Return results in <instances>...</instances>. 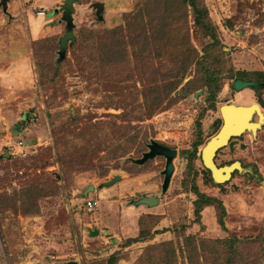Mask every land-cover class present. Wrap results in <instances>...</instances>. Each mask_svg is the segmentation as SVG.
I'll return each instance as SVG.
<instances>
[{
    "label": "rangeland",
    "instance_id": "rangeland-1",
    "mask_svg": "<svg viewBox=\"0 0 264 264\" xmlns=\"http://www.w3.org/2000/svg\"><path fill=\"white\" fill-rule=\"evenodd\" d=\"M13 1L9 11L0 4V37L11 35L0 43V196L19 192L15 197L26 196L31 211L23 214L17 202L15 212L5 199L0 264H107L113 254L117 264H138L147 247L165 242L174 244L176 264H190L189 236L237 237L242 258L264 264V120L261 124L254 114L250 121L260 123L256 132L247 130L218 151L216 164L232 169L230 180L218 183L205 174L201 157L222 127V106L258 105L264 113V0H201L215 37L202 33L193 9L182 0L175 5L76 0V41L68 43L64 58L59 54V40L68 31L64 0L53 9L40 8L41 0ZM97 2L104 5L101 17ZM52 15L58 18L50 22ZM168 21L173 31L166 41L148 38L153 27ZM32 25L44 27L35 41ZM119 28L120 34H111ZM214 39L218 50L209 46ZM190 46L204 65L212 66L217 87L207 84L205 70L192 65L181 71L178 80L183 79L169 96L161 94L160 108L152 110L169 72L179 66L176 59L187 56ZM118 58L122 61L112 65ZM240 74L261 79L262 87L235 90ZM197 140L201 145L192 166L183 151L193 150ZM155 144L177 151L167 185L164 156L142 162ZM117 175L120 181L102 187ZM90 185L95 191L86 195ZM194 188L222 202L226 229L214 206L195 212ZM144 195L157 196L159 204L135 206ZM90 196L99 199L93 212L83 205ZM144 216L153 238L128 243L139 236ZM218 250L216 264H228L229 254ZM211 256L215 259L212 254L200 261L213 264Z\"/></svg>",
    "mask_w": 264,
    "mask_h": 264
},
{
    "label": "trees",
    "instance_id": "trees-1",
    "mask_svg": "<svg viewBox=\"0 0 264 264\" xmlns=\"http://www.w3.org/2000/svg\"><path fill=\"white\" fill-rule=\"evenodd\" d=\"M165 1L166 2L170 1L171 3L175 5L177 0H165ZM182 2L185 5L187 4L189 7L193 9V12L195 13V17H196L195 18L196 25L203 30L202 33L204 35H212L213 37H215V35L212 34L214 33V30H213L214 27L208 16V10L203 4V2H201V0H182ZM168 16L169 15H167V18ZM170 31H173V30L171 29V24L169 23V21L167 23L163 22L161 26L159 25L151 29L150 37L148 38H152L157 43L160 44L162 41L164 42L170 37V35L172 34V32ZM121 32H122V28H119V29L113 30L111 34L116 35V34H120ZM116 41H118L117 42L118 44H121L119 43L120 40H116ZM209 46L211 47V49L217 48L218 40L214 39L213 42L210 43ZM112 47H114V44L109 45L108 49ZM147 48H148V45H147ZM106 50L102 53L103 57L106 56ZM216 50H218V48ZM205 51H207V49H205ZM159 53L162 54L161 48L159 50ZM205 53H208V52H205ZM201 59L199 56V51L195 49L193 46H190V48L188 49L187 56L182 55L176 59L177 66L178 65L179 66L177 67V70L175 73L172 74V72H169V76H167L166 79L170 81L165 84L163 92L159 93V95L155 97V100L158 102H156L152 110L160 108L161 94H164L165 96H169L176 89L178 84L183 79L182 77V79L178 80V77H181V71L185 69L187 71V69L190 68L192 65H196V68L199 67L205 70L207 84L212 85L213 89H214V86L217 87V84H216L217 78H215L214 76L215 73H214V70L212 69V66L204 65V62H202ZM120 61H122L120 58H118L117 60H113L112 65H116ZM105 63L108 64L109 61H105ZM239 78H242L244 80L250 79V78L246 79L242 77L241 74ZM252 81L260 83V84L262 83L261 79H252ZM216 95H217L216 90H213V93H212L213 100L215 99ZM199 145H201V141L197 140L194 142L193 150L183 151V153L190 159L191 161L190 165L192 166L194 164V159L198 157V146ZM206 169H205V174L210 172V170L208 169L206 170ZM210 181H213V180L210 178ZM193 190L197 194V200L195 201V206H196L195 212L200 214L204 207L214 206L217 210L219 225L221 226L222 229H226V226H225L226 210L222 202L216 198H212V197L206 196L205 194L200 193L197 188H194ZM15 194L18 196L19 192H16ZM16 195H13L11 197L7 195L0 196V209L1 207L2 208L5 207L7 200H8L10 202V205H13L9 209L14 210L16 212L17 202H20L21 208H18V209H20L23 214L30 213L31 209L29 208L27 209L25 206L26 204L24 203L26 196H23L20 200H18L17 197H15ZM5 199H6V203H4ZM144 219H145V216L144 218L141 217L139 220V224H140L139 236L137 238L129 240L128 243H136V242L145 241V240L153 238L152 237L153 232H151V230H147V228L144 226ZM155 233L157 234L158 232H155ZM185 243H186V249H187V258L190 264H205V262H201L200 260L202 259L204 261V259H206L208 255H212V254H214L215 256V259L214 257L211 256L212 259L214 260L213 264H216L215 261L219 258L221 254L218 250V247L222 249L223 253L225 252V255L229 254L230 259L227 258L226 256V261H225L226 263L228 264L229 263L230 264H250L249 258H242V253L239 251L240 239L237 237L220 239V240H208V239L199 240L197 238H192L191 236H189L185 239ZM212 248H215L214 252L212 250H209ZM207 250H209V252ZM176 258H177V250L174 247V244L172 242H165V243H161L158 245H152V246L147 247L144 253L142 254L141 258L139 259L138 264H176V261H177ZM234 259H235V262H234ZM118 262H119L118 255L113 254L108 259L107 264H117Z\"/></svg>",
    "mask_w": 264,
    "mask_h": 264
},
{
    "label": "water",
    "instance_id": "water-1",
    "mask_svg": "<svg viewBox=\"0 0 264 264\" xmlns=\"http://www.w3.org/2000/svg\"><path fill=\"white\" fill-rule=\"evenodd\" d=\"M8 0H1V5L6 7ZM76 0H64V4L62 5L63 12V21L67 24V33L62 36L59 40L60 44V57L64 58L66 55V51L68 48V43L75 42L76 36L73 32L74 29V20L73 14L75 13V4ZM94 8L97 9V15L100 16L101 11L104 9V5L102 3H95ZM101 17V16H100ZM235 90H243L249 87L260 88L262 84L254 82V81H245L241 78H237L233 83ZM256 108V111H252ZM221 116L223 119V125L216 136L205 146L202 152V161L205 167L210 170L213 179L218 182H226L231 178V168H222L219 167L215 158L218 151L221 148L227 146L232 138L241 136L247 130H255V125L258 123L251 122V118L254 114H258L260 118H262L263 114L261 110L257 107V105H252L250 107L244 106H235V105H224L220 108ZM219 144V145H218ZM155 156H164L167 159V166L165 170V184L167 185L173 175L175 170V166L173 163V159L177 156V151L164 147L159 144H155L151 147V152L147 153L142 160V162L152 159ZM224 171V173H222ZM222 178V179H221ZM121 180V176L117 175L108 182H104L102 187H110L116 184ZM90 191H95V186L90 185L86 190V195ZM159 203L158 199L155 196H144L138 201H135L134 204L136 206L146 205L149 207H153ZM97 234V232H96Z\"/></svg>",
    "mask_w": 264,
    "mask_h": 264
},
{
    "label": "crops",
    "instance_id": "crops-1",
    "mask_svg": "<svg viewBox=\"0 0 264 264\" xmlns=\"http://www.w3.org/2000/svg\"><path fill=\"white\" fill-rule=\"evenodd\" d=\"M38 1H40V0H38ZM15 2L13 1V0H8V2H7V6L6 7H4V6H2L3 7V9L4 10H6V11H9V10H11L12 9V5L14 4ZM38 3H40V8H44V9H53V7H54V5H57V4H59L60 3V0H41L40 2H38ZM0 4H1V0H0ZM21 5H22V2H21ZM56 11V10H55ZM57 18H58V16H57ZM56 18V15H52L51 17H49V18H47L48 19V21H50V22H52L53 20H55V19H57ZM1 19V18H0ZM62 19H63V14H62ZM0 22H1V20H0ZM45 23V22H44ZM42 24V23H41ZM35 25V24H34ZM34 25H32L33 27H32V29H31V31H30V33H31V35H30V37L33 39V41H35V40H37V39H39V36H40V33H42V31H43V28H41L42 26H37L36 28H34ZM37 25V24H36ZM35 25V26H36ZM67 33V32H66ZM8 35V36H7ZM7 35H3V36H1L0 37V43H2V42H6L7 40H8V38H11V35H10V33L9 32H7ZM29 37V39H31ZM15 40H17L16 38H14ZM32 41V40H31ZM30 42V41H29ZM26 58H28V56L27 57H21V59H19L18 61H16V63H22ZM5 62H6V60H5ZM122 179V178H121ZM102 194V193H101ZM100 196V198H102L103 200H104V197L102 196V195H99ZM144 196H146V195H144ZM144 196H142V197H144ZM87 198H91V196L90 197H87ZM95 198V197H94ZM103 200H102V202H103ZM159 204V203H158ZM157 204V205H158ZM136 206V205H135ZM140 207H143L142 209H144V207H146V205H139ZM139 206H137V207H139ZM148 208H152V207H149V206H147ZM144 211V210H143ZM145 213V212H144Z\"/></svg>",
    "mask_w": 264,
    "mask_h": 264
},
{
    "label": "built area",
    "instance_id": "built-area-1",
    "mask_svg": "<svg viewBox=\"0 0 264 264\" xmlns=\"http://www.w3.org/2000/svg\"><path fill=\"white\" fill-rule=\"evenodd\" d=\"M41 14H44V12H41ZM0 26H1V22H0ZM24 143L23 142H19L18 146L21 149L23 147ZM84 209L88 212H93L94 210H96L99 206V199H96L94 197L91 198H85L84 202Z\"/></svg>",
    "mask_w": 264,
    "mask_h": 264
},
{
    "label": "bare ground",
    "instance_id": "bare-ground-1",
    "mask_svg": "<svg viewBox=\"0 0 264 264\" xmlns=\"http://www.w3.org/2000/svg\"><path fill=\"white\" fill-rule=\"evenodd\" d=\"M257 107L259 108V110H261L260 106L257 105ZM252 111H256V108H254ZM261 113H262V111H261ZM262 114H263V113H262ZM260 120H261L260 123L262 124V122H263V120H264V114H263V116H262V118H261ZM260 123H258L257 125L254 126V127H255L254 132H256L257 128H259ZM218 145H219V144H218ZM222 173H224V171H222ZM221 179H222V178H221Z\"/></svg>",
    "mask_w": 264,
    "mask_h": 264
},
{
    "label": "flooded vegetation",
    "instance_id": "flooded-vegetation-1",
    "mask_svg": "<svg viewBox=\"0 0 264 264\" xmlns=\"http://www.w3.org/2000/svg\"><path fill=\"white\" fill-rule=\"evenodd\" d=\"M242 79V78H241ZM244 80V79H243ZM245 81H248V80H245ZM250 81H252V80H250ZM261 111H262V108H261ZM263 113V112H262ZM264 114V113H263ZM223 125V124H222ZM221 129V128H220ZM216 159V158H215ZM215 162H216V160H215ZM149 197V196H148ZM151 197V196H150ZM156 198H157V196H155ZM158 199V198H157ZM158 201H159V199H158Z\"/></svg>",
    "mask_w": 264,
    "mask_h": 264
}]
</instances>
